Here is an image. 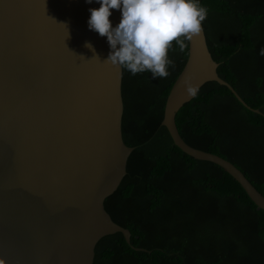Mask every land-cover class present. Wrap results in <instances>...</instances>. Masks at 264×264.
Masks as SVG:
<instances>
[{"label":"water","instance_id":"obj_1","mask_svg":"<svg viewBox=\"0 0 264 264\" xmlns=\"http://www.w3.org/2000/svg\"><path fill=\"white\" fill-rule=\"evenodd\" d=\"M100 6L96 0H0V264H91L100 237L120 232L129 243L128 229L103 207L132 147L121 138V68L104 62L107 37L88 27L89 9ZM110 11L116 27L122 13ZM187 44L160 123L177 148L221 167L264 210V196L238 168L178 134L174 114L193 97L186 81L225 85L259 112L216 74L203 30Z\"/></svg>","mask_w":264,"mask_h":264},{"label":"trees","instance_id":"obj_2","mask_svg":"<svg viewBox=\"0 0 264 264\" xmlns=\"http://www.w3.org/2000/svg\"><path fill=\"white\" fill-rule=\"evenodd\" d=\"M198 2L216 74L259 112L205 81L175 112V126L186 144L228 160L264 196V0ZM173 47L167 78L121 67V138L132 150L103 207L128 229L129 243L120 232L100 237L91 264H264V210L221 167L177 148L160 123L187 55Z\"/></svg>","mask_w":264,"mask_h":264},{"label":"clouds","instance_id":"obj_3","mask_svg":"<svg viewBox=\"0 0 264 264\" xmlns=\"http://www.w3.org/2000/svg\"><path fill=\"white\" fill-rule=\"evenodd\" d=\"M92 3V0H86ZM99 9H89L90 30L107 37L111 51L104 62L127 69L133 76L148 71L153 78H167L169 50L186 52L188 44L202 31L207 9L198 0H96ZM111 9H119L121 22L113 27L109 20ZM119 46V47H118ZM85 47L95 53L90 42ZM264 54V52H262ZM96 57V56H95ZM98 58V57H97ZM187 92L195 96L198 85L186 81Z\"/></svg>","mask_w":264,"mask_h":264}]
</instances>
